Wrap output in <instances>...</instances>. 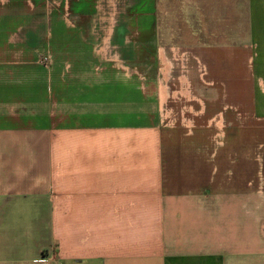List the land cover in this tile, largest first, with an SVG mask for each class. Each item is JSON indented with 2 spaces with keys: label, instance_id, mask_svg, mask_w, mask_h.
Instances as JSON below:
<instances>
[{
  "label": "crops",
  "instance_id": "crops-1",
  "mask_svg": "<svg viewBox=\"0 0 264 264\" xmlns=\"http://www.w3.org/2000/svg\"><path fill=\"white\" fill-rule=\"evenodd\" d=\"M0 264H264V0H0Z\"/></svg>",
  "mask_w": 264,
  "mask_h": 264
}]
</instances>
